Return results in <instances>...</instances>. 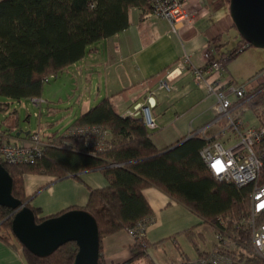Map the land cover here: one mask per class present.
Wrapping results in <instances>:
<instances>
[{
  "label": "trees",
  "instance_id": "trees-1",
  "mask_svg": "<svg viewBox=\"0 0 264 264\" xmlns=\"http://www.w3.org/2000/svg\"><path fill=\"white\" fill-rule=\"evenodd\" d=\"M132 7L149 10L150 3L148 0H0V94L15 100L40 97L49 76L80 60L100 39L126 28ZM237 38V43L227 51L220 50L224 42L213 45L203 66L214 59L226 66L227 61L250 45L239 34ZM249 93L252 96L241 106L256 113L264 105V80L251 86ZM74 127H99L108 133L101 148L91 151L81 145L83 134L71 132ZM151 135L142 116L116 113L108 97H102L64 131L47 135L42 154L33 162L1 163L12 177V195L29 206L33 194L25 193L27 173L62 178L70 174L77 176L82 170L102 171L108 185L91 189L86 204L81 207L97 222L100 264H108L101 256L104 236L134 228L140 221L145 222V227L152 222V209L142 193L147 186L160 188L212 226H217L221 217L239 218L248 214L252 184L237 186L216 179L209 172L200 156V149L208 140L206 136L195 134L174 147L158 148ZM31 207L36 221H40L43 218L38 217L40 210ZM13 211L0 205V239L19 247L26 264H72L77 249L73 241L47 256L35 255L20 244L11 230ZM191 231L189 228L185 233ZM236 233L249 239L246 231ZM151 245L144 228L143 234L134 237L128 259L109 264H129L144 256ZM248 245L249 241L246 249ZM253 259L255 264L261 263L252 256L247 264Z\"/></svg>",
  "mask_w": 264,
  "mask_h": 264
},
{
  "label": "crops",
  "instance_id": "crops-1",
  "mask_svg": "<svg viewBox=\"0 0 264 264\" xmlns=\"http://www.w3.org/2000/svg\"><path fill=\"white\" fill-rule=\"evenodd\" d=\"M189 6L196 13L193 24L180 26L177 33L168 31L169 23L164 18L152 14L146 17L144 13L148 10L132 7L126 28L94 43L80 60L86 63L88 76L94 74L97 78L96 93L94 99L88 94L82 103H78L80 111L72 115L73 120L102 97H108L114 111L119 114L135 104L150 106L157 123L155 129H150L151 137L158 148L172 146L202 129L208 135L218 131L219 125L214 123V97L196 86L191 67L206 64V53L213 50V45L222 42L218 31L220 26L216 23L219 19L215 21L213 15L226 16L229 2L192 0ZM183 54H188L189 63L172 73L169 90L161 87L159 80L173 69L176 60ZM72 65L76 66L77 61ZM92 100L97 101L92 105ZM17 130L16 122L2 121L0 139L22 143L27 135L17 136ZM107 133L104 135L107 136ZM51 134L46 133L42 138ZM81 145L88 150L94 149V144H88L84 139ZM76 174L62 178L46 173L24 175L25 193L33 194L30 205L40 210L38 217L56 215L69 208H81L86 204L91 189L108 185L106 176L99 169L82 170ZM142 193L152 209L153 218L145 227V237L152 245L144 256L148 255L150 248L167 242L173 243L179 250L191 243L198 254L212 246V238L207 239L204 231L206 224L211 225L186 205L154 185L143 188ZM189 228L192 231L186 234ZM132 243L133 238L125 229L106 235L101 240V256L108 264L122 262L130 256ZM144 256L129 264H135ZM182 258H189V255L180 251V260ZM151 261L149 264H157L154 259L153 263ZM0 264L26 263L19 247L14 248L0 239Z\"/></svg>",
  "mask_w": 264,
  "mask_h": 264
},
{
  "label": "built area",
  "instance_id": "built-area-1",
  "mask_svg": "<svg viewBox=\"0 0 264 264\" xmlns=\"http://www.w3.org/2000/svg\"><path fill=\"white\" fill-rule=\"evenodd\" d=\"M148 1L150 8L144 16L152 14L164 18L169 23L170 33H177L180 26L189 27L193 24L196 13L189 6L192 0ZM206 55L209 58V53ZM187 63L189 56L183 54L176 60L173 69L159 80V85L169 90L172 73L176 69L181 70ZM224 71L225 66L216 59L207 66L191 67L196 86L214 97V123L219 128L211 135L202 129L188 136L201 134L208 138L200 149V156L216 179L227 180L237 186L252 184L248 214L239 218L230 215L219 218L217 226L211 225L214 240L208 250L170 264H247L248 258L252 256L260 259V264H264V105L258 107L256 113L253 112L255 121H243L241 112L248 107L241 104L252 96L249 93L251 87L224 81ZM32 100L40 102L35 97ZM126 114L142 116L145 125L151 130L157 127L152 110L147 104H135L123 113ZM71 132L83 134L88 144H94V149H99L107 131L99 127H74ZM232 138L235 139L234 143H230ZM45 144V140L37 133L30 134L20 144L0 139V163L33 162L42 154ZM144 228L145 222L140 221L136 227L127 231L134 239L143 234ZM237 230L246 231L249 239L242 238L241 234L236 233ZM248 241L249 248L246 249Z\"/></svg>",
  "mask_w": 264,
  "mask_h": 264
},
{
  "label": "rangeland",
  "instance_id": "rangeland-1",
  "mask_svg": "<svg viewBox=\"0 0 264 264\" xmlns=\"http://www.w3.org/2000/svg\"><path fill=\"white\" fill-rule=\"evenodd\" d=\"M213 19L215 21L219 19L216 23L220 26L218 31L222 35V42H224L222 50L227 51L235 45L238 34L236 28L231 25L232 19L229 10L226 16L213 15ZM225 65L224 81H230L237 86L246 84L251 87L264 80V48L250 44L236 57L227 61ZM260 70L262 73L259 72ZM258 72L260 74L256 77L255 74ZM96 85V76L93 74L89 77L86 63L79 60L76 66L70 65L57 75L49 76L48 80L44 81L41 95L37 97L40 100L39 103L29 97L15 100L0 94V123L9 120L11 123L16 122L19 129L30 130L41 137L45 136L46 133H59L73 121L72 115L79 113L78 103H82L88 94L94 99ZM92 101L93 105L97 100ZM241 119L243 121H255V115L251 109L244 108L241 112ZM234 142L235 139L232 138L230 143ZM204 231L207 239L212 238L214 240V232L212 234L211 226L206 224ZM172 244L167 242L150 248L148 255L136 261L135 264H149L153 259L157 264L178 262L180 251L186 252L189 257L198 255L191 243L183 245L180 250ZM246 252L248 251L246 250ZM152 261L151 263H153ZM250 264H255V259Z\"/></svg>",
  "mask_w": 264,
  "mask_h": 264
},
{
  "label": "water",
  "instance_id": "water-1",
  "mask_svg": "<svg viewBox=\"0 0 264 264\" xmlns=\"http://www.w3.org/2000/svg\"><path fill=\"white\" fill-rule=\"evenodd\" d=\"M229 14L238 34L247 43L264 48V0H229ZM30 132L19 129L15 135ZM12 184L10 173L0 163V205L14 209L11 230L20 244L35 255L47 256L73 241L77 249L72 264H100L99 231L92 214L82 208H70L37 222L32 207L12 195Z\"/></svg>",
  "mask_w": 264,
  "mask_h": 264
}]
</instances>
